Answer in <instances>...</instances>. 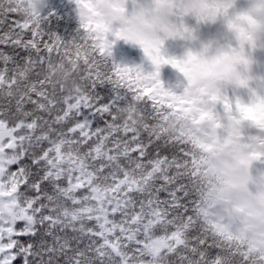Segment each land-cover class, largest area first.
I'll list each match as a JSON object with an SVG mask.
<instances>
[{"label": "snow or ice", "instance_id": "obj_1", "mask_svg": "<svg viewBox=\"0 0 264 264\" xmlns=\"http://www.w3.org/2000/svg\"><path fill=\"white\" fill-rule=\"evenodd\" d=\"M22 4L0 0V264H221L146 93Z\"/></svg>", "mask_w": 264, "mask_h": 264}, {"label": "clouds", "instance_id": "obj_2", "mask_svg": "<svg viewBox=\"0 0 264 264\" xmlns=\"http://www.w3.org/2000/svg\"><path fill=\"white\" fill-rule=\"evenodd\" d=\"M46 4L47 0H23L22 7L41 13ZM175 8L166 0H150L132 10L124 4L97 3L81 6L79 16L84 27H91L96 35H112L138 47L148 61L155 63L161 57H170L177 81L193 95L204 90L219 94L228 84H246L250 63L245 49L264 40V0H248L242 8L212 0H189L182 6L184 15L199 23L220 25L218 34L208 39L178 24ZM169 40L183 41L179 55L169 51ZM246 115L245 127L264 124V106L248 109ZM238 123L233 122L225 130L231 131ZM212 138L216 140L215 129ZM250 150L260 149L229 136L218 142L213 155L235 189L245 225L264 233V176L253 175Z\"/></svg>", "mask_w": 264, "mask_h": 264}, {"label": "trees", "instance_id": "obj_3", "mask_svg": "<svg viewBox=\"0 0 264 264\" xmlns=\"http://www.w3.org/2000/svg\"><path fill=\"white\" fill-rule=\"evenodd\" d=\"M97 3V0H47L41 15L54 12L51 30L64 40H70L78 33L85 38L86 48L94 49L119 66L136 92L146 93L142 103L153 110L150 124L179 150L185 173L210 221L212 235L224 253L220 257L221 264H264V239L260 232L239 230L230 221L232 217L227 202L232 186L213 155L218 142L226 140L230 134L234 139L246 141L247 145L258 147L263 144L264 124L256 128L245 127L246 112L252 109V105L245 101L240 103L236 96L226 94L225 87L219 94L207 90L195 95L186 92L185 87L177 81V71L170 57H161L153 63L144 58L138 47L117 40L112 35H96L91 27H84L79 9L83 5ZM108 3L126 5L123 0H108ZM169 51L180 54L174 46ZM224 105L229 107L230 116L239 122V128L226 132L224 116L218 111ZM213 129L216 131L215 141L212 138ZM250 152L258 154L254 150ZM259 158L264 163V153ZM232 201L236 202L237 199L232 198Z\"/></svg>", "mask_w": 264, "mask_h": 264}, {"label": "rangeland", "instance_id": "obj_4", "mask_svg": "<svg viewBox=\"0 0 264 264\" xmlns=\"http://www.w3.org/2000/svg\"><path fill=\"white\" fill-rule=\"evenodd\" d=\"M99 3H108V0H97ZM119 1V0H115ZM150 0H125L126 5L129 8H135L137 5L149 3ZM166 2L173 3L176 5V21L178 24H183L188 27L190 31H198L199 35L203 39H208L218 34L220 31V25L214 23H199L195 18L186 16L183 13L182 6L189 2V0H166ZM212 2L228 5H236L238 7L246 6L248 0H212ZM181 42V43H177ZM183 41H171L167 42L168 48L174 46L176 50L182 51ZM245 57L250 63L249 71L246 73L247 82L244 85L228 84L224 88L226 94L236 96L240 103L245 101L246 104H251L252 108L264 106V40L258 41L252 47H246ZM250 105V106H251ZM242 143L246 144L245 141L241 140ZM260 150H254L258 154L253 155L249 153L253 159V175L264 176V163L259 158V155L264 153L261 145L257 147ZM263 151V153L261 152ZM261 164H260V163ZM229 201L227 202L228 210L234 214V219L241 224L245 225L242 214L238 211V201L233 202L232 198H236V192L233 187L230 188ZM248 227V226H247ZM249 228V227H248ZM264 235V233H263Z\"/></svg>", "mask_w": 264, "mask_h": 264}]
</instances>
